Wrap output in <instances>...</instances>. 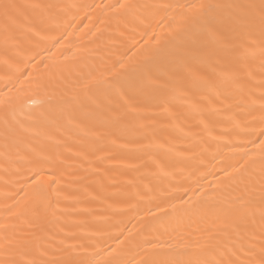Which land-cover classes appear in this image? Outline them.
<instances>
[{
    "label": "bare ground",
    "instance_id": "bare-ground-1",
    "mask_svg": "<svg viewBox=\"0 0 264 264\" xmlns=\"http://www.w3.org/2000/svg\"><path fill=\"white\" fill-rule=\"evenodd\" d=\"M126 2L146 7L128 12ZM195 2L0 0V244L23 241L0 259H260L261 206L247 209L254 227L244 205L259 199L264 48L258 30L234 40L224 14L170 71L182 6ZM157 49L147 83L125 75ZM36 155L56 160L43 174L56 181L47 206L29 179Z\"/></svg>",
    "mask_w": 264,
    "mask_h": 264
},
{
    "label": "snow or ice",
    "instance_id": "snow-or-ice-1",
    "mask_svg": "<svg viewBox=\"0 0 264 264\" xmlns=\"http://www.w3.org/2000/svg\"><path fill=\"white\" fill-rule=\"evenodd\" d=\"M8 6L6 5L5 8ZM116 7V6H113ZM121 8H125L128 12H134L138 8L146 7L145 5H138L126 2L125 4L119 5ZM158 7H164L166 9H171L173 5H160ZM186 11L183 13L185 19L187 20L186 26L181 32L173 38L172 43L174 44V49L169 56L165 58V63L170 71L178 72L183 66L184 57L191 50V48L196 47L199 44V37L205 35L209 32V29L217 21L218 17L226 14L228 19L231 21L233 28L232 31L235 34L234 40H242L246 42V38L258 30V38L262 48H264V0H249L248 3H215V2H204V0H197L195 3L183 5ZM39 55V53H38ZM161 55L160 50L157 49L153 52L149 58L145 61L144 65L140 66L138 69H133L125 75H130L134 77L141 78L143 83H147L150 76V65L156 57ZM134 85L125 82L121 84V87L127 91ZM113 85H108L107 90H111ZM7 95V93H5ZM259 121L264 125V93L259 96ZM2 101H0V106H2ZM252 108L255 109V101H253ZM251 114V112L249 113ZM17 126H19L17 122ZM239 128V124L234 126ZM12 124L9 121H5V131L6 133L11 130ZM260 137H264V127L260 130ZM260 144L264 145V139H260ZM251 143H256V141H251ZM224 148H234L235 145L231 141H225L223 144ZM29 171L31 176L29 179L37 184L38 191L40 193V205L47 206L52 195V191L56 184L53 180L51 184L45 185L42 183L43 174L49 170L48 167L55 168L56 160L49 156L36 155L31 161ZM259 163L262 165L261 169V180L259 182V199L258 200H248L245 205L244 216L248 219L253 220V226L255 227L254 216L255 213H249L247 209H251L254 204L258 203L260 207L259 211V228H260V259L254 264H264V158H262ZM144 194H147L145 192ZM139 195V193L127 194L125 202H129ZM243 200V198H242ZM119 212H113V215H118ZM110 226L118 227V223H111V221H106ZM240 225H235V229H239ZM227 231V230H225ZM23 243L21 240H14L11 237L5 236L4 243L0 244V249L3 250L5 255L11 253V251ZM147 243L151 244V241ZM94 247V245H89ZM84 247V246H81ZM254 251V248H250L249 252ZM115 249L108 250V255H112ZM99 255V253H97ZM0 264H16L14 260L0 259ZM55 264H96L95 258H89L88 254L85 252L83 256H70L60 261H56ZM107 264H132V261L125 260L123 254H117L113 256L111 260L107 261ZM143 264H156V262L151 260H145ZM160 264H197V262L191 260H180L173 259L167 261H161ZM205 264H240L238 260L228 259L221 255L219 261L205 262Z\"/></svg>",
    "mask_w": 264,
    "mask_h": 264
}]
</instances>
